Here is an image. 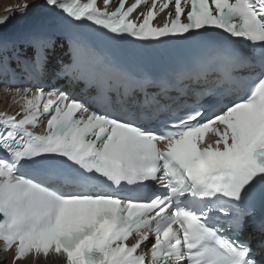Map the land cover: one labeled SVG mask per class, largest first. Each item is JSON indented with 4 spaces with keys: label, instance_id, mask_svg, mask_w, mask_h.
Returning <instances> with one entry per match:
<instances>
[{
    "label": "snow or ice",
    "instance_id": "obj_1",
    "mask_svg": "<svg viewBox=\"0 0 264 264\" xmlns=\"http://www.w3.org/2000/svg\"><path fill=\"white\" fill-rule=\"evenodd\" d=\"M17 83L0 37V244L13 264H264V0H32ZM11 16L0 18V28ZM193 46L149 78L53 35ZM94 91L90 95L89 92ZM71 180V187H64ZM259 210V215H258Z\"/></svg>",
    "mask_w": 264,
    "mask_h": 264
},
{
    "label": "bare ground",
    "instance_id": "obj_2",
    "mask_svg": "<svg viewBox=\"0 0 264 264\" xmlns=\"http://www.w3.org/2000/svg\"><path fill=\"white\" fill-rule=\"evenodd\" d=\"M29 1L32 2V0H0V14H3V12L9 7H14L16 4L21 5L22 3ZM12 258V251L3 253L0 249V264H12ZM26 264H31L30 260L26 261ZM38 264H60V259L55 260L51 258L50 260H48V262H39Z\"/></svg>",
    "mask_w": 264,
    "mask_h": 264
}]
</instances>
